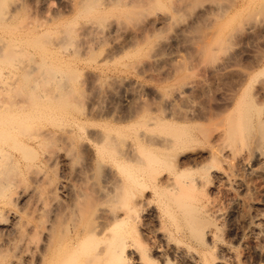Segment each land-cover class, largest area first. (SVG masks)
Listing matches in <instances>:
<instances>
[{
  "label": "bare ground",
  "instance_id": "1",
  "mask_svg": "<svg viewBox=\"0 0 264 264\" xmlns=\"http://www.w3.org/2000/svg\"><path fill=\"white\" fill-rule=\"evenodd\" d=\"M111 2L106 3L107 8ZM14 13L1 15L9 20ZM254 58L252 71L245 70L244 77L208 113H199L196 106L183 117L179 110L174 111L172 114L178 115L171 114L176 122L170 135L151 139L140 132L136 141L121 143L111 132L99 131L97 138L90 133L94 160L100 170L109 173L101 201L94 207L83 185L65 180L61 182L73 197L56 211L55 184H50L54 188L48 186L45 171L43 175L39 171L51 162L55 166L62 158L48 150L50 154L37 155L35 149L44 147L48 137L59 130L53 126L49 131H30V108L38 106L35 101L0 100V264H264V210L257 208L264 205V199L247 195L255 178L243 176L264 178V54ZM222 68L213 69L212 78H217ZM201 83L194 80L191 91L204 90L206 83ZM195 122L197 126L191 127ZM79 125L83 134L88 132L87 126ZM56 128L72 147L84 146L85 135L75 128ZM195 128L198 134L193 133ZM242 139H246L247 148L239 155L234 147ZM191 142L202 144L201 148L190 146ZM30 172L35 175L34 183L22 187V177ZM214 189L219 195L226 194L223 197L233 205L243 206L247 228L241 227L242 232L228 223L232 222L233 205L225 206L224 198L221 202ZM20 200L27 201V207L35 204V208L30 206L35 213L46 208L42 215L50 206L48 213L53 217L47 213L44 218L29 215L32 210L23 212V205L18 210ZM23 207L25 210L26 205ZM99 209L97 218L95 210ZM14 242H18L17 253L10 247Z\"/></svg>",
  "mask_w": 264,
  "mask_h": 264
},
{
  "label": "rangeland",
  "instance_id": "2",
  "mask_svg": "<svg viewBox=\"0 0 264 264\" xmlns=\"http://www.w3.org/2000/svg\"><path fill=\"white\" fill-rule=\"evenodd\" d=\"M95 1L0 0V12L16 13L9 20L0 13V100L29 104L35 101L38 106L33 103L35 109L30 108L29 122L33 133L38 129L52 130L53 126V130L63 133L56 125L67 130L78 129L79 124L88 127L85 134L80 131L82 126L76 129L85 135V144L80 148H73L64 134L57 133L58 137L50 135L44 147L35 149L40 155L51 151L62 158L59 165L51 162L52 166L48 164L45 170L40 168L41 173L38 169L39 174L45 171L48 186L55 184L59 201L56 211L73 197L61 182L65 180L83 185L92 207L101 201L109 173L102 167L100 170L94 160L95 149L88 142L90 133L96 137L99 131L111 132L113 138H121V143L136 141L140 132L151 139L170 135L175 129L173 117L178 113L183 117L193 106L201 114L214 109L256 64L254 55L264 54V0H112L109 8L106 3L111 0ZM220 66L223 68L218 77L212 78L213 69ZM194 80L205 81V89L192 92ZM177 110V115L172 114ZM166 116L168 120H162ZM73 121L79 126L75 127ZM192 145L199 149L202 144L191 142ZM234 148L240 155L247 148L246 139ZM224 165L228 162L224 161ZM38 171H34L35 175ZM32 172L22 177V187L34 183ZM243 176L255 178L247 195L254 200L264 199V178ZM214 191L222 202L226 194ZM225 200H230L224 198L222 202L230 208L233 204ZM25 202L20 200L17 209L31 213L30 206L35 204L27 207ZM262 205L257 207L260 211L264 210ZM49 207L47 216L53 217ZM34 208L29 215L35 213ZM232 208V222L228 223L242 232L244 208ZM100 211L95 210L97 218ZM42 213L38 210L35 216L41 214L44 218L46 213ZM17 243L10 246L13 253L18 251Z\"/></svg>",
  "mask_w": 264,
  "mask_h": 264
}]
</instances>
